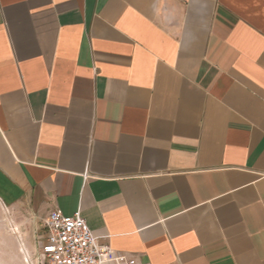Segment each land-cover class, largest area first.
<instances>
[{"label":"crops","instance_id":"crops-1","mask_svg":"<svg viewBox=\"0 0 264 264\" xmlns=\"http://www.w3.org/2000/svg\"><path fill=\"white\" fill-rule=\"evenodd\" d=\"M0 202L38 244L79 211L137 264H264V0H0Z\"/></svg>","mask_w":264,"mask_h":264},{"label":"built area","instance_id":"built-area-1","mask_svg":"<svg viewBox=\"0 0 264 264\" xmlns=\"http://www.w3.org/2000/svg\"><path fill=\"white\" fill-rule=\"evenodd\" d=\"M44 231L47 238L38 244L37 264H137L133 256L102 244L79 211L72 216L51 213Z\"/></svg>","mask_w":264,"mask_h":264},{"label":"rangeland","instance_id":"rangeland-1","mask_svg":"<svg viewBox=\"0 0 264 264\" xmlns=\"http://www.w3.org/2000/svg\"><path fill=\"white\" fill-rule=\"evenodd\" d=\"M38 233L22 214L0 202V264H37Z\"/></svg>","mask_w":264,"mask_h":264}]
</instances>
